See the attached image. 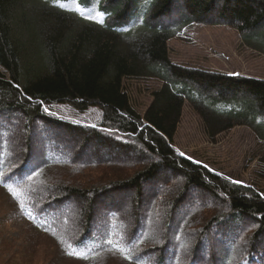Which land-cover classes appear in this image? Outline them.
I'll list each match as a JSON object with an SVG mask.
<instances>
[{
    "label": "trees",
    "instance_id": "1",
    "mask_svg": "<svg viewBox=\"0 0 264 264\" xmlns=\"http://www.w3.org/2000/svg\"><path fill=\"white\" fill-rule=\"evenodd\" d=\"M95 1L0 0V68L4 70L0 71V189L37 230L50 235L70 256L88 262L116 254L128 264H182V255L187 256L185 264H236L233 251L242 244L237 264H264V192L180 156L172 145L186 102L204 118L209 136L249 125L264 141V80L176 64L168 47L184 27L198 22L231 26L248 46L264 53V0ZM89 4L95 5L94 12L87 10ZM28 6L40 10L37 23L31 24ZM175 14L181 17L173 20ZM26 27L33 29L38 42L30 54L23 44ZM139 77L163 82L144 116L132 107L124 86L126 79ZM56 103L71 104L82 112L100 108L104 129L49 116L44 106ZM44 123L81 136L84 142L95 139V150L104 148L106 156L137 154L135 170L119 178L106 174L89 188L70 174L41 185L37 176L51 167L94 165L82 161L78 153L65 152L70 143L55 132L52 137L58 146L44 143L45 155L34 156L33 135ZM44 127L39 130L45 132ZM19 129L26 140L18 148ZM102 160L105 168L118 165ZM15 166L18 169L7 174ZM120 166L124 174L125 166ZM161 173L175 175L181 183L172 180L164 194L154 193L155 202L148 206L154 219L149 213L148 220L139 213L142 185ZM32 185L41 193L34 192ZM131 190L138 196L126 227L115 220L114 206L96 220L103 198ZM199 192L212 199L194 205ZM73 206L78 212L67 230L63 223L70 221ZM237 220L243 223L234 232L231 221ZM147 221L157 222L163 230L152 243ZM245 229L252 233L242 239ZM171 231L177 236L174 242L168 236ZM217 235L228 244L221 245L223 254L213 249ZM150 245L154 250L145 249Z\"/></svg>",
    "mask_w": 264,
    "mask_h": 264
},
{
    "label": "rangeland",
    "instance_id": "2",
    "mask_svg": "<svg viewBox=\"0 0 264 264\" xmlns=\"http://www.w3.org/2000/svg\"><path fill=\"white\" fill-rule=\"evenodd\" d=\"M92 2L95 4L97 1L92 0ZM142 3L143 1H141V4ZM94 4H89V8L87 9L89 12L95 11L96 7ZM25 11L28 13V16L32 18L31 24L33 20L37 23L40 10L34 6H28ZM178 17H181V15L175 14L172 19L174 20ZM23 37H26L23 39V44L25 45L26 51L30 54L38 44L33 29L31 27H26V33L23 34ZM168 47L170 58L176 64L233 76H245L264 80V53L248 46L241 38L237 29L231 26L225 24L192 23L184 27L175 37L170 39ZM0 71L4 73L2 68H0ZM124 86L132 107L141 114V116H144L146 110L153 101V93L163 86V82L152 77L128 78L125 80ZM44 107V111L49 114V116L60 121L69 122L82 126L83 128L104 129L101 127L103 112L98 107H91L84 112L68 103H56ZM22 121H24V118ZM45 124L46 123L37 125L38 129L34 132V156L40 153V159L44 154L41 152L43 147L45 146V150H48L46 147L47 144H51V147L58 146L55 141H53L54 135L52 133L55 132L54 134L62 135L68 143H70V150L65 152L70 153L69 151H71L72 154L78 153L82 155V161L91 162L94 165L88 167L79 166V169H77L78 167L76 169H68L66 166L62 165L51 167L48 172H43L41 175L37 176L39 177L40 184L43 186L46 185L48 179L57 182L59 179L58 176L64 178L70 174V178H74L76 181L89 188L93 182L97 181L102 176H107L106 174L112 175L113 178H119L131 174L130 172L134 171L136 168L138 161H136L135 158L138 157L137 154H130L131 156H127L123 154V152H119L117 156L109 157L106 156L104 148H96L95 150L94 147L97 143L95 139L92 138L84 142V138L81 136L74 135L70 132L67 133L65 130H55L52 126H46L47 124ZM41 126H45V132L42 131V128L39 130ZM16 127L22 128L20 123H17ZM20 129L19 131L17 130V134L15 135L16 146L18 148L24 145L26 140V136L23 132L19 135ZM105 131H109V129H105ZM44 143L46 145H44ZM172 145L180 156L188 159L191 157L190 160L206 166L222 177L235 183L236 181H241L239 184L252 187L263 194L264 141L258 137L254 129L249 125H238L232 129L220 132L215 137L209 136V134H207L204 118L189 102H186ZM138 146L143 148L140 144ZM181 153H183V155H181ZM102 159L118 161V165L115 164L112 169L105 168V160L103 161ZM32 164L34 166L38 165L37 161H33ZM18 165H20V162ZM120 165L125 166L123 171L124 174H120ZM17 169L18 166L11 167V171L7 174L14 173ZM165 173L167 174L166 171ZM166 177L167 175L161 173V176L156 180L145 182L142 185V192L140 195L142 203L140 204L139 210L140 216H145L146 214L148 217L151 211V207L149 208L148 206L150 204L153 205L157 194H164L163 191L165 190V186H170L173 182L172 180H174L176 184L181 183L175 175L172 176L170 174L167 178ZM33 188L34 192L37 194L41 193L40 189L32 185L31 189ZM154 193L157 194L154 195ZM137 196L138 193L133 190L119 192L117 195L111 194V196H106L97 205L99 211L96 214V218L100 217L96 220L103 219L107 216L105 213L106 208L114 206L117 212L115 220L121 221L122 227H126L128 223L127 218H132L129 214L133 211ZM195 196L199 197L200 200H197L194 205L212 199L205 193L200 192L197 194L195 193ZM210 203L214 204L212 201H210ZM72 209L75 210L72 211L70 215V221L67 220V222L64 221L63 223V227L67 230L72 226V221L75 220L78 212L77 206H73ZM154 209L155 206L153 210ZM152 213L154 214V211ZM180 214L179 217L181 219ZM152 217L154 216L151 214V218ZM176 220L179 221V218L177 217ZM175 223L177 222H174V224ZM240 223L243 222H238V220L235 222L231 221L234 232L237 229L241 230L239 229ZM146 224L150 226L149 235H151L152 243L160 236V229L161 231L163 230L156 225L157 222L153 223L147 221ZM175 227L176 226H174L173 229ZM251 233V230L245 229V234L242 239L245 237L248 238ZM173 235L175 234H172V231L168 234L169 238H172L170 241L174 242L177 240V236L174 237ZM213 243H215L213 249L216 250L218 248L220 254H223V248L228 246V244H225V241L222 242L221 237L218 235L215 236ZM222 244L224 247H221ZM150 246V248L145 249L154 250L153 245ZM241 246L243 245H237L233 251V260L236 264L239 263L240 256H242L239 254ZM186 257L185 255L181 256L182 264H185ZM0 264L128 263L116 254H106L102 257L101 261L97 262H88L78 257L70 256L64 248L59 247V244L50 235L41 233L37 230L34 225L31 224L27 215L19 209L17 203L10 195L0 189Z\"/></svg>",
    "mask_w": 264,
    "mask_h": 264
},
{
    "label": "snow or ice",
    "instance_id": "3",
    "mask_svg": "<svg viewBox=\"0 0 264 264\" xmlns=\"http://www.w3.org/2000/svg\"><path fill=\"white\" fill-rule=\"evenodd\" d=\"M181 155H183V153H181ZM189 159H191V157H189ZM236 183H241V181H236ZM11 191V189H9ZM13 195H16L15 192H13ZM75 255H80L79 253H74ZM130 259V257H129Z\"/></svg>",
    "mask_w": 264,
    "mask_h": 264
}]
</instances>
